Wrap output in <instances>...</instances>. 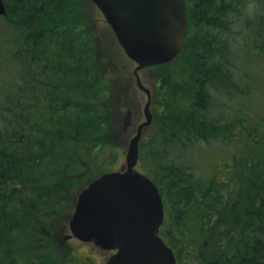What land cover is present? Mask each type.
Segmentation results:
<instances>
[{
    "label": "trees",
    "instance_id": "16d2710c",
    "mask_svg": "<svg viewBox=\"0 0 264 264\" xmlns=\"http://www.w3.org/2000/svg\"><path fill=\"white\" fill-rule=\"evenodd\" d=\"M256 1L186 0L188 26L174 58L189 54L180 97L170 109L162 108L147 153L139 148L140 171L153 176L146 159L158 170L153 181L162 185L159 191L168 203L159 235L173 249L176 264L182 263L185 249L188 255L195 249L186 246V237L176 239L172 233L201 234L225 216L232 227L220 236L218 257L208 261L264 264V7ZM3 2L0 264H43L48 262L44 235L52 236L51 230L44 233L46 218L68 221L75 184L97 176L89 177L76 145L94 140L108 120H93L92 135L76 117V107L92 103L80 100L91 81L85 73L88 37L72 33V22L63 20L66 6L78 8V0ZM238 187L247 202L240 221L233 215ZM21 238L27 257L19 263Z\"/></svg>",
    "mask_w": 264,
    "mask_h": 264
},
{
    "label": "rangeland",
    "instance_id": "374dc122",
    "mask_svg": "<svg viewBox=\"0 0 264 264\" xmlns=\"http://www.w3.org/2000/svg\"><path fill=\"white\" fill-rule=\"evenodd\" d=\"M255 3L264 7L263 3L259 0ZM77 4L78 8L76 6L72 7V4L66 6L63 12L65 16L63 20L65 22H72L73 27L76 28L72 33L88 37L87 49L90 56L85 59V73L91 81L89 89L80 97V100L86 102V106L89 105V102L92 103L88 107H83L79 110L76 107V117H80L84 121L82 129L87 127L88 132L90 131L92 135L95 133L92 128L93 123L98 120L97 117L101 118V120L107 117L109 122V125L108 122L107 124L104 123L103 130L98 131L94 140L91 141L87 138L76 145V154L82 160L81 163H88V175L89 177H93L103 172L125 169L129 141L136 134L138 125L145 119L143 107L147 96L136 84L133 73L136 62L129 59L126 55L118 43L114 31L99 8L91 0H78ZM67 37L70 39L72 36ZM188 57L189 54L187 53L185 57L180 56L168 64L147 66L138 71L142 84L149 89L151 96L150 110L152 121L149 125L143 127L139 142V148L142 145L146 153L148 151V146L146 145L157 135L155 132L162 108L164 110L167 105L166 108L170 109V105L173 102L175 104L176 98L180 97L179 90H181V87L178 85L182 84L181 81L185 76L182 72ZM1 59L3 58L0 56V76L2 77L4 70L1 66L4 61H1ZM14 62L16 64L17 61L14 60ZM14 62L10 63L11 68L15 71L16 75H19L21 73L20 68ZM16 82H20V78H16ZM166 84L169 86H165ZM93 120L95 121L92 122ZM98 124L100 126V122ZM99 144L102 146L99 147ZM220 159L221 157H218L217 160ZM211 160L215 162L216 159L212 158ZM100 162H103L101 168L98 166ZM146 162L151 172L157 173L159 177L158 170L155 169L152 162L147 159ZM91 164L95 166L93 167ZM139 168L140 166L137 164L136 169L140 171ZM140 172L143 173L142 171ZM154 174L150 177L153 180L155 178ZM235 174L237 175V173ZM80 175V173H76L74 177L79 178ZM69 176V174H66L65 180ZM155 181L159 187V182L156 179ZM56 182H61V180ZM86 183L87 181L83 184H75L77 191L73 190L69 194V198L73 194L76 195L71 214L74 211L77 193L88 184ZM238 189V193L237 191L235 192V211L233 215L234 219L236 218L240 221L239 217L242 218L244 215L247 202L244 200V196H242V189L240 187ZM164 207L166 213L168 207L166 198ZM69 208V204H66L63 210L68 211ZM170 209L173 211L174 207L171 206ZM57 219L59 222H56ZM62 219V217H47L45 220V225L48 229L44 230V233L47 230H51L52 236L49 239L48 235H44L48 262L43 264H104L110 252L96 246L92 242L80 241L76 237L69 236L68 221H66L67 219ZM52 222L53 225H51ZM230 222L231 218L225 216L216 219L201 234L199 231L192 230L199 239H193L196 237L193 232L186 231L184 228L182 233L178 231V234L172 233L173 237H186L189 241V244H186V246L194 247L195 249L193 255H188L185 252L186 249L184 250L181 264H206L211 262L208 261L210 258L218 257L219 249L217 244H219L220 236L232 227ZM63 227L65 228L64 232L61 231ZM185 231L186 233H184ZM16 234L20 235L22 232L18 231ZM59 238L63 240L62 243ZM25 240L20 239L23 249L18 251L19 263L24 262L27 257L25 254L27 250ZM43 250L45 248L40 249L41 252ZM43 259L45 260L44 257Z\"/></svg>",
    "mask_w": 264,
    "mask_h": 264
},
{
    "label": "water",
    "instance_id": "95a60500",
    "mask_svg": "<svg viewBox=\"0 0 264 264\" xmlns=\"http://www.w3.org/2000/svg\"><path fill=\"white\" fill-rule=\"evenodd\" d=\"M91 1L126 55L136 62V84L147 100L145 120L128 144L125 169L101 174L78 193L69 228L81 241L116 250L104 264H176L172 248L158 234L164 219L162 196L154 181L135 168L142 129L152 120L150 92L138 70L169 62L178 55L188 26L186 0ZM4 14L5 5L0 0V15Z\"/></svg>",
    "mask_w": 264,
    "mask_h": 264
},
{
    "label": "flooded vegetation",
    "instance_id": "af4514ba",
    "mask_svg": "<svg viewBox=\"0 0 264 264\" xmlns=\"http://www.w3.org/2000/svg\"><path fill=\"white\" fill-rule=\"evenodd\" d=\"M70 218H71V214H70V216H69V219H68V229H69V221H70ZM59 221V220H58ZM70 231V230H69ZM69 236H73L71 233L69 234ZM73 237H75V236H73ZM107 251H109L110 252V255L108 256V258L116 251V250H107ZM107 258V259H108ZM106 259V260H107ZM105 260V261H106Z\"/></svg>",
    "mask_w": 264,
    "mask_h": 264
}]
</instances>
